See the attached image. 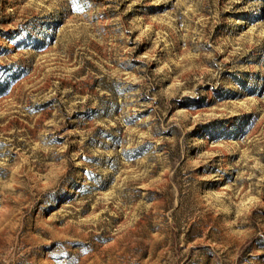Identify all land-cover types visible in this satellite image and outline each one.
<instances>
[{
    "label": "rangeland",
    "instance_id": "rangeland-1",
    "mask_svg": "<svg viewBox=\"0 0 264 264\" xmlns=\"http://www.w3.org/2000/svg\"><path fill=\"white\" fill-rule=\"evenodd\" d=\"M0 264H264V0H0Z\"/></svg>",
    "mask_w": 264,
    "mask_h": 264
}]
</instances>
